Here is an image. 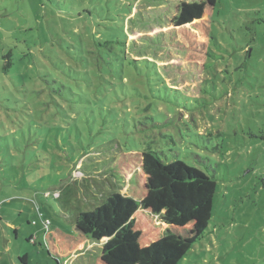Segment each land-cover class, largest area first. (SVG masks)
Returning a JSON list of instances; mask_svg holds the SVG:
<instances>
[{
    "label": "rangeland",
    "instance_id": "rangeland-1",
    "mask_svg": "<svg viewBox=\"0 0 264 264\" xmlns=\"http://www.w3.org/2000/svg\"><path fill=\"white\" fill-rule=\"evenodd\" d=\"M172 3L0 0V264H56L43 233L125 194L111 165L130 150L215 179L177 264H264V0H218L206 73L166 43Z\"/></svg>",
    "mask_w": 264,
    "mask_h": 264
},
{
    "label": "trees",
    "instance_id": "trees-1",
    "mask_svg": "<svg viewBox=\"0 0 264 264\" xmlns=\"http://www.w3.org/2000/svg\"><path fill=\"white\" fill-rule=\"evenodd\" d=\"M218 0H173L166 43L206 73L215 55L212 18ZM118 178L130 176L125 194L114 192L76 214L69 230L43 233L46 254L64 264L87 238L104 240L92 264H177L200 240L211 217L216 182L180 159L163 161L154 151L130 150L113 159ZM24 261V257H19Z\"/></svg>",
    "mask_w": 264,
    "mask_h": 264
},
{
    "label": "built area",
    "instance_id": "built-area-1",
    "mask_svg": "<svg viewBox=\"0 0 264 264\" xmlns=\"http://www.w3.org/2000/svg\"><path fill=\"white\" fill-rule=\"evenodd\" d=\"M48 222H46V224H47ZM48 225H49V223H48Z\"/></svg>",
    "mask_w": 264,
    "mask_h": 264
}]
</instances>
